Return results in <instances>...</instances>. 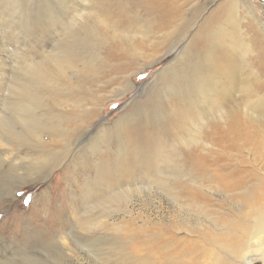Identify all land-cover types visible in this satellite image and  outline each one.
I'll use <instances>...</instances> for the list:
<instances>
[{
  "label": "rangeland",
  "instance_id": "obj_1",
  "mask_svg": "<svg viewBox=\"0 0 264 264\" xmlns=\"http://www.w3.org/2000/svg\"><path fill=\"white\" fill-rule=\"evenodd\" d=\"M260 23L264 25V6L259 0H0V108L10 103L11 96L19 97L16 83L31 80L28 64L47 61L56 52L66 55L67 66L56 82L62 86L60 97L69 99L63 125L73 130L68 135L45 133L44 144L62 149L64 139L87 143L89 135L100 131L97 140L105 144L101 154L106 157L116 144L117 128L124 155L120 161L109 157L113 165L109 176L118 180L125 195L122 211L112 215L116 220L124 217L119 237L126 240L125 247L141 260L147 255L153 264L177 259L179 264H229L225 252L217 249L219 243L245 245L251 229L247 220L264 209V180L257 171L264 167V30ZM230 40L236 44H228ZM228 48L234 49L232 57ZM208 49L217 59L210 71L215 69L218 82L231 84L229 101L231 110L238 107L237 127L253 131L250 137L245 133L234 138L233 120L219 122L226 116L221 118L211 109L199 91L192 99L185 92L161 91V70L168 63L185 61L181 56L186 50L203 58ZM57 67L58 63L53 69ZM224 72L230 83L222 79ZM244 84L251 91H243ZM251 105L260 109V124H249L244 118L253 113ZM58 107L52 105L51 111ZM227 127L232 130L225 132L229 138L223 132ZM244 147L255 155L251 158ZM25 150L42 149L22 148V154ZM64 160L50 175L47 171L37 178L22 180L10 171L0 173V246H5L4 254L14 264H106L105 255L99 260L89 253L88 248L100 251L91 242L85 246V230L76 217L88 206L79 198L80 193L87 197L82 178L86 169L68 155ZM180 167L187 170L180 175L187 176L178 181L172 176ZM17 183L24 184L6 200L1 187L13 188ZM106 227L115 240V226ZM100 239L103 242L98 237L95 243ZM115 261L142 264L128 256ZM260 261L264 257L257 264Z\"/></svg>",
  "mask_w": 264,
  "mask_h": 264
},
{
  "label": "bare ground",
  "instance_id": "obj_2",
  "mask_svg": "<svg viewBox=\"0 0 264 264\" xmlns=\"http://www.w3.org/2000/svg\"><path fill=\"white\" fill-rule=\"evenodd\" d=\"M259 1L262 3L261 0H259ZM248 12H249V9H248ZM259 25H260L261 30H264V25L262 23H260ZM214 36H215V34L213 33L212 37L214 38ZM227 43L228 44H232V43L234 44L235 41L230 40ZM61 51H63V50H61ZM233 51H234V49L229 50V48H228V50L226 52L228 53L229 57L233 56ZM205 52L206 53H204V57L199 58L200 55H199V57H197L195 55L190 54L191 52L189 53V51L186 50L184 52L185 54H183L181 56V58L185 61L168 63L161 70V75H163L162 81L159 82V84L161 85V91H167L171 94L179 93V92H185L186 95L190 99L196 98L198 93H195V92L199 91V93H201V94H199V96L204 95L208 99V101L210 102L211 109L219 112L221 118L226 116L223 119V121H221V119H219V122H225L226 123L227 120H233L232 122L234 125L231 124V126H234L233 132H232V130L228 129V127H229L228 126L227 130L223 131L224 133L229 130L230 132L233 133L234 138H235V136L236 137L243 136V135H245V133H246L247 137H250L251 133L253 131H251L249 128L247 129V131H245V130L241 131L237 127L239 124L237 119H236L237 118L236 113H238L237 112L238 107L234 106L233 109H235V110H231V106L233 104L229 101V98L231 96L230 95L231 94V88H232L231 84H230V86L227 87L224 85V81L221 80L220 82H218L217 73L214 72L215 69L210 71V67L215 66V61L217 59L215 57L211 56L209 49ZM60 58H62V59H60ZM32 62H34V61H32ZM50 63H52V64H50ZM57 63H58V67H57V70H55V69H53L54 64L56 65ZM66 63H67L66 55L57 54V52H56V54L48 56L47 61L35 62L33 64H31V63L28 64L27 65L29 67L28 74L29 73L31 74V80L26 79L27 81H23L21 79L22 81H19L18 83H16L15 86L20 92L19 97L18 96L17 97L11 96L10 97V103L5 104L4 109H3V107L0 108V173L2 171L4 172L5 170L10 171V173L12 175H16L17 177H19L22 180L26 179L28 176H31V175L32 176L34 175V178H37V176H40V173L45 174L47 171H48V175H50V173L52 172V170L55 167L56 168L60 167L63 164V161H65L64 159L67 155L70 156L73 161L76 160L75 161L76 163L80 164L83 168L86 169L84 176L82 178H84V180L86 181L85 182V188H84V194H87V197L84 198V196L81 195V193H80L79 198H81V201L84 202L88 206H87V208H83V211H82L83 215H81V217H79L77 215V213H76V217L78 218V223L82 226L83 230H85V232L82 233V237L84 239L83 241L85 243V246L88 245L89 242H91L90 245L95 246L97 248V250L99 249V251H100V253H96L93 249L88 248L89 253L92 256H99V258H100V256L103 257V255H105L103 260L105 261L106 264H109L110 262L113 264H118V262L115 261V259L118 257V261L121 262V261H124L126 259V256H128L129 258L137 259V261L139 263H142V264H153L151 259L148 260L149 258L148 259L146 258V257H148L147 255H146L145 259L141 260L139 257H136L138 255L134 254V250L131 249L132 250L131 251L130 249L125 247L126 240L125 239L123 240L119 237L121 231L123 230L122 225L125 222V221H123L124 217L117 219V220L112 218V215L114 213L117 214L120 212V210L122 211L121 201L125 197L123 191L122 190L119 191L120 189L117 186L118 180H116V182H115L114 181L115 179H113V176H109L113 171V165L111 164L112 161L110 160L109 157L112 155L113 160L120 161L121 155H124V149H123L124 147L122 148L123 145H122V137L120 136V131L117 128L115 129L116 144L113 147V150H112V153L110 154V156L108 155L106 157L102 156V154H101V151H102L101 148L104 147L105 144H102L100 141H98L99 140L98 137L101 135L100 131H97L94 135H89L88 139H87V143L75 142L73 139H70V138L64 139V141L61 142V145H64V148H62V149L56 148V147L50 149L48 146H46L44 144V142H45L44 134L45 133L61 132V133H64L65 135L66 134L68 135V133L70 132L69 130H73V129H70L69 127L63 125V123L66 121L65 117H68V114H66V110H65L64 106L67 105V102L69 101V99H62L60 97L61 94L59 93V90H62L61 89L62 86H60L61 84L59 85L56 82V81H59L56 78L61 77L64 74V67L67 66ZM94 65H95V63H94ZM155 77H158V76L155 75ZM223 77L224 78H222V79H225L226 81H229V83H230V76L227 73H225V76H223ZM6 79H8V78H6ZM250 88H251V86L248 84L243 85V91H248V90L251 91ZM183 89L185 91H183ZM8 93H9V91H8ZM10 93H11V91H10ZM192 93H195V94H192ZM227 94H229V96H227ZM261 96L256 98V101L261 100V98H262ZM260 102H258V104L261 106ZM52 105L59 106L58 109L54 113L51 111ZM259 110L260 109L258 108V105H256V106L251 105V111L253 112L252 114L251 113L246 114L243 111L244 112L243 114H246V115H244V118H246L247 121H249V124H252V123L260 124L259 121L260 120L262 121V119H257V113ZM247 115L250 116V119ZM215 116H219V115H215ZM259 116H260V113H259ZM205 117H206L205 120H207L208 119L207 116H205ZM244 118L242 117V119H244ZM212 119H214V118H212ZM200 120H202V119H200ZM208 121H210V120H208ZM263 122H264V120H263ZM217 128H218V126H217ZM223 129H224V127H223ZM223 129H221L220 131H222ZM199 131H200V127H199V129L196 130L195 134L199 133ZM105 132H104V134H105ZM223 132H220V133H223ZM225 134L227 135V133H225ZM225 134H223V136ZM220 135H222V134H220ZM226 135L224 138H226ZM229 137L230 136H228V138ZM190 138H192V137L190 136ZM183 139H184V137H182V140ZM225 140H227L226 142H228V139H225ZM82 142H84V141H82ZM221 142H222V139H221ZM229 144L230 143H228L227 145H229ZM27 147H33L35 149H42V150H40V151L25 150V153L22 154V148L25 149ZM223 148H225V145ZM230 148H232V147H230ZM227 149H229V148H227ZM234 149H235V147H234ZM261 149L264 150L263 141H262V148ZM247 150H248V148H245L244 151L246 152V154H248L252 158V156H254L255 154L253 155V153L251 154V152L248 153ZM203 151H205V150H203ZM36 152H38L39 154H35ZM219 152H220V150H219ZM236 152H238V151H236ZM221 155H223V154H221ZM226 157L224 155V158H226ZM228 157L230 159L229 154H228ZM233 158H235V157H233ZM251 158H250V160H251ZM229 159H227V160H229ZM243 160H244V158H243ZM50 161H55V162H54V164H50ZM220 162H221V160H220ZM228 162H230V160ZM245 165H246V163H245ZM221 166H223V165H221ZM225 166H227V165H225ZM225 166H223V167H225ZM4 168H7V169H4ZM73 168H75V167L73 166L72 169ZM89 168H91L93 171L90 170ZM243 168H244V166H243ZM256 168H258V166ZM219 170H220V168H219ZM219 170H218V172H219ZM184 171H187V170H184V167L178 168V170L175 173V176H172V178L180 181L182 178L187 176V174H184V176L180 175ZM242 171H244V170H242ZM246 171H247V169H246ZM257 171H260L261 178L264 180V167L258 168ZM188 172H190V171L188 170ZM88 173H89V175H88ZM90 173H93L95 175L94 178H92V179L90 178ZM244 173H245V171H244ZM249 174H251V173H249ZM188 175H190V174H188ZM192 175L193 174H191V176ZM205 175H206V173H205ZM246 175H248V173ZM215 176H217V175H215ZM193 177H194V175H193ZM14 178H12V179H14ZM217 179H219V178H217ZM244 179H247V178H244ZM224 180L225 179H223L222 181H224ZM239 180H241V179H239ZM1 183H2V181H1ZM174 183L175 182H173V184ZM17 184L13 188L7 187L8 189L6 187H1L3 192L6 194L5 195L7 197L6 200L11 198V197H14V194H15L16 190L18 189V187H20L24 183H20L18 185ZM244 184H245V182H244ZM95 186H98L100 188H98L96 190V188H94ZM240 186H242V185L240 184ZM246 188H247V186H246ZM98 190H100V191H98ZM245 191H247V190H245ZM246 194H247V192H246ZM254 201L256 202V199ZM249 204H251V203H249ZM256 204H257V202H256ZM260 206H262V205H260ZM260 208H262V207H260ZM95 210H98V212H97L98 214H96V215H94ZM246 210H245V212H246ZM249 215H251V214H249ZM243 217H244V215H243ZM243 217L241 215V218H243ZM66 220L68 221V219H66ZM233 220L235 221L237 219H233ZM109 221H110V223H107ZM247 221L251 224L250 225L251 229L250 230L248 229V233L246 232L248 235L245 236L246 241H247L245 245L243 243L244 241L243 242L241 241L243 243L242 246L238 245L239 243L237 244V246H234V245L230 246L227 244L224 245L221 243H219L220 245L218 246V248L216 247L217 245L215 246L219 250L220 254H221V252H225V257L227 258L228 261H230L229 264H257L256 261L259 259H262L264 257V209L263 208H262V210L259 209V211L255 212V214H253L251 216V218L248 219ZM217 222H219V221H217ZM106 224H111V225L115 226L114 228L116 231V235H114V237H113L115 240L110 239V235H108V233H107L108 230H107ZM234 224H235V222H234ZM113 230L114 229L112 228V231ZM244 233H245V231H244ZM94 234H96V235L94 236ZM68 235H69V233H68ZM98 237L103 238V240H102L103 242H100L101 241V239H100L97 243H95L94 240H95V238L97 239ZM229 239H230V237H229ZM92 241H94V243H92ZM104 241H106V242H104ZM230 242H231V240H230ZM222 243H225V241ZM0 244H1V242H0ZM115 244H118V245H115ZM230 244H232V242ZM131 247H132V245H131ZM5 251H6L5 246L4 245L0 246V264H14L15 260L14 261L12 260L14 262V263H12V261H10V257L7 256L8 254L7 255L4 254V253H7ZM145 251H147V250H145ZM25 253H26V251H25ZM217 253H218V251H217ZM112 254L115 256L112 257ZM167 256H168V254H167ZM211 257H212V255H211ZM215 257H214V260L216 261ZM216 258H218V255ZM171 259H173V258H171ZM175 259H177V258H175ZM209 259L212 260V258H209ZM219 259H217V260L220 261ZM33 260H37V259H33ZM99 260H101V258ZM165 261L166 262L163 264H179V263H181L178 259H177L178 262L176 261L175 263L173 261H170L169 263L167 260H165ZM260 262H262V264H264L263 261H260ZM37 263H38V261H37ZM216 263H218V262L216 261ZM18 264H21V263L18 262ZM219 264H221V263H219Z\"/></svg>",
  "mask_w": 264,
  "mask_h": 264
},
{
  "label": "water",
  "instance_id": "obj_3",
  "mask_svg": "<svg viewBox=\"0 0 264 264\" xmlns=\"http://www.w3.org/2000/svg\"><path fill=\"white\" fill-rule=\"evenodd\" d=\"M261 1H262V4L264 5V3H263L264 1L263 0H261Z\"/></svg>",
  "mask_w": 264,
  "mask_h": 264
}]
</instances>
